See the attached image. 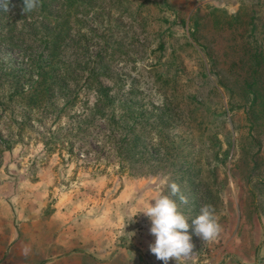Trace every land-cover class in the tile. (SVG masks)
<instances>
[{
	"label": "rangeland",
	"instance_id": "obj_1",
	"mask_svg": "<svg viewBox=\"0 0 264 264\" xmlns=\"http://www.w3.org/2000/svg\"><path fill=\"white\" fill-rule=\"evenodd\" d=\"M140 1L146 6L136 15L131 11ZM15 10H0V173L20 171L26 183H47L45 209L71 198L73 208L106 211V219L97 215V225L105 220L116 244L143 264H164L150 252L151 222L138 212L148 201L154 204L150 199L170 196L163 183L168 178L187 197V204L172 198L188 219L194 244L178 264H264V0H101L98 15L88 13L80 33L90 37L89 54L107 39L110 83L134 87L152 119L162 113L156 108L166 109V133L184 153L144 175L109 162L106 148L94 140L97 128L78 141L60 132L72 118L55 120L49 105L28 112L11 96L13 80L26 75L29 59L41 49L15 20ZM113 40L121 42L119 50ZM69 55L62 51L64 62ZM182 161L191 164V173L182 171ZM87 194L90 201L82 199ZM205 204L215 208L222 228L212 242L191 227Z\"/></svg>",
	"mask_w": 264,
	"mask_h": 264
},
{
	"label": "trees",
	"instance_id": "obj_2",
	"mask_svg": "<svg viewBox=\"0 0 264 264\" xmlns=\"http://www.w3.org/2000/svg\"><path fill=\"white\" fill-rule=\"evenodd\" d=\"M11 2L17 5L14 9H18L15 20H22V29L41 46L39 53L29 59V71L13 80L14 87L10 91L11 96L22 100L28 112L54 106L55 120L67 116L74 121L66 123L60 132L72 133L78 141H85L83 138L90 134L91 128H97L100 132L94 138L97 145L106 148L109 162L129 175L152 173L174 164L176 158L184 155L177 141L166 133L168 118L161 117L166 115V109L156 108L162 113L154 114L152 119L138 104L139 93L134 87L124 90L114 86L115 82L110 83L108 62L112 56L106 51L109 50L107 39L102 44H93L96 51L89 54L90 37L80 33V28L87 26L88 13L97 11L98 15L101 0H42L38 9L27 14H22V0ZM142 6H146L144 1L138 2L131 12L139 15ZM112 42L117 44L115 48H121L120 41ZM64 49L70 50V58L65 62L61 57ZM154 79L160 84L163 82L162 76L155 72ZM68 80L72 85L67 84ZM59 102L60 107L56 108ZM74 106L78 109L70 114ZM96 124H100V128ZM46 144L45 139L43 145ZM186 164L187 169L181 170L191 173V164Z\"/></svg>",
	"mask_w": 264,
	"mask_h": 264
},
{
	"label": "crops",
	"instance_id": "obj_3",
	"mask_svg": "<svg viewBox=\"0 0 264 264\" xmlns=\"http://www.w3.org/2000/svg\"><path fill=\"white\" fill-rule=\"evenodd\" d=\"M25 180L20 171L0 173V264H143L116 244L105 220L97 225V215L106 219V211L73 208L71 198L45 209L48 184ZM25 245L27 256L21 253Z\"/></svg>",
	"mask_w": 264,
	"mask_h": 264
},
{
	"label": "clouds",
	"instance_id": "obj_4",
	"mask_svg": "<svg viewBox=\"0 0 264 264\" xmlns=\"http://www.w3.org/2000/svg\"><path fill=\"white\" fill-rule=\"evenodd\" d=\"M22 3V14H27L38 9L42 0H22ZM13 7L15 5L11 3V0H0V10L9 13ZM163 183L170 189V196L160 194L150 199L154 201V204L148 201L144 210L138 213H143L151 222L149 232L155 240L149 245L150 252L164 264H168L170 260L178 264L182 258L192 254L194 244L192 237L188 234L190 227L188 219L179 210L178 203L172 197H178L179 204H187L188 200L181 193L178 184L169 183L168 178H165ZM191 227L194 234L204 242L215 241L222 231L218 217L215 215V208L211 204L201 207L199 215L192 219ZM29 251L27 245L21 249L22 255L25 256Z\"/></svg>",
	"mask_w": 264,
	"mask_h": 264
}]
</instances>
